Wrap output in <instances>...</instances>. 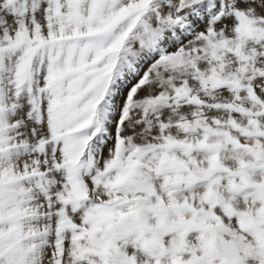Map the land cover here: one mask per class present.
Returning a JSON list of instances; mask_svg holds the SVG:
<instances>
[{
  "label": "snow or ice",
  "instance_id": "snow-or-ice-1",
  "mask_svg": "<svg viewBox=\"0 0 264 264\" xmlns=\"http://www.w3.org/2000/svg\"><path fill=\"white\" fill-rule=\"evenodd\" d=\"M0 264H264V0H0Z\"/></svg>",
  "mask_w": 264,
  "mask_h": 264
}]
</instances>
